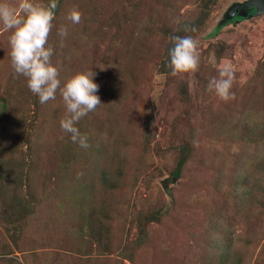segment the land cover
I'll return each instance as SVG.
<instances>
[{
	"label": "rangeland",
	"instance_id": "374dc122",
	"mask_svg": "<svg viewBox=\"0 0 264 264\" xmlns=\"http://www.w3.org/2000/svg\"><path fill=\"white\" fill-rule=\"evenodd\" d=\"M148 1L97 0L91 14L78 7L75 25L66 18L74 6L55 15L48 43L62 84L92 69L100 86L102 104L77 127L92 126L102 150L81 172L66 170L73 145L60 127L67 113L59 91L40 103L12 69L10 32L0 24V264H203L213 251L220 264L223 246L224 264L255 263L264 234V12L232 21L230 7L245 0H193L148 27ZM174 35L198 41L197 72L171 75ZM223 64L235 69L228 102L207 87ZM126 158L125 172L105 180L103 166ZM63 172L82 190L93 184L81 197L85 216L95 218L90 242L73 231L75 210L54 199L55 187L68 192ZM104 207L111 236L97 212Z\"/></svg>",
	"mask_w": 264,
	"mask_h": 264
},
{
	"label": "clouds",
	"instance_id": "9594fccd",
	"mask_svg": "<svg viewBox=\"0 0 264 264\" xmlns=\"http://www.w3.org/2000/svg\"><path fill=\"white\" fill-rule=\"evenodd\" d=\"M57 7L58 0H49L47 4L38 0H19L17 4L0 0V24L10 32L9 55L14 72L26 78L28 88L39 97L41 104L55 100L59 91L67 113L60 127L70 134L73 143L87 149L89 136L82 133L77 124L102 104L98 95L100 86L94 81L96 73L92 69L77 72L62 84L60 68L52 63L54 48L48 43ZM66 18L74 25L79 24L83 13L74 6ZM58 34L66 37L67 27L61 26ZM169 39L172 44L169 49L171 75L197 72L200 67L198 41L190 35H174ZM234 83L235 69L231 64H223L218 69V77H213L207 87L228 102L235 99Z\"/></svg>",
	"mask_w": 264,
	"mask_h": 264
},
{
	"label": "trees",
	"instance_id": "16d2710c",
	"mask_svg": "<svg viewBox=\"0 0 264 264\" xmlns=\"http://www.w3.org/2000/svg\"><path fill=\"white\" fill-rule=\"evenodd\" d=\"M43 1L45 2V4H47L49 2V0H43ZM95 1H97V0H58V7L55 10V13L57 15H60L61 10L64 8V6L66 4L72 5L75 7H80L82 5H86L87 8L88 7L93 8L94 7L93 3ZM187 1L192 2L193 0H152L151 3L148 1L147 4L151 6V11L148 13V20H147L148 24H147V26L151 27L153 22L159 17H161V19H165L168 21V19L170 18V15L173 14L175 11L174 9H177L178 4H183ZM203 3L208 4L206 1ZM94 9L96 10L97 7L95 6ZM64 11L65 10H62V12H64ZM252 11H251V13H252ZM86 12L88 14H91V9L88 8ZM234 17L235 18L237 17V19H239V20L243 19V17H240V16H234ZM220 28L221 27H218L217 29H215L213 33H217ZM4 105H6V103H4ZM80 131L82 133L88 134L90 147L87 149L80 148L78 146V144L73 143L71 140L69 142V145L70 146L73 145L72 151L68 157H65V162H68V165H66V170L73 169L75 166L79 169V171L80 170L82 171L81 168H84L86 165L87 166L89 165L92 167L94 164L97 163L96 155L98 154L100 156V153L102 150L101 149L102 144H100V143H101L102 139L98 136V134H95L92 126H89L86 124L85 130L80 129ZM35 138L38 140L37 142L39 143V140H40L39 134H37ZM105 153L106 152H102L103 155ZM106 155H107V153H106ZM109 157L110 156H108L106 158V160H109ZM185 160H186L185 156L184 155L181 156L178 159L177 164L175 165L174 169L171 170V173H172V175H174L175 178H177L178 175H180V172H181L182 166L185 163ZM37 161H39L38 157H37ZM129 162H130V160L126 158L125 162H123L122 165H120V167L112 168V169H110V168L113 165V160H110L109 162H107L103 166V169H102V171L104 170V179L107 180L109 178V177H107L108 176L107 174H109L110 176H113V177H119L120 174L122 175V173L125 172L124 167H122V166L123 165L126 166L127 164H130ZM109 163L112 165H109ZM142 164L132 165L131 168H133V166H135V167L141 166ZM65 176H66V173H64V176L62 178V183H60V181H59V185L62 184L64 186V188H66L68 190V192L67 193L63 192L64 194L63 193L61 194L59 188L55 187L57 189V191L55 192V198L54 199L56 200V199H60L61 197H63V200H65L69 203L70 209L75 210V211H73L74 216L72 217V219H73V231L76 233V235H79L82 238L88 237L89 242H90V240L93 239V237H92V225L95 222V218L93 217L94 215H92V214L90 216L89 215L85 216V210L83 208L84 204H85L84 203L85 200L81 199V197L84 196L85 191L89 192L93 189V184H91L92 186H90V184L88 183L89 187L85 190H82L81 189L82 185H78L76 182H73L71 180V178L66 179ZM78 182H82V181L78 180ZM107 189H109L108 186L104 185V190H107ZM78 202H82V204L78 203ZM90 210H92V209H90ZM97 212L99 213L98 216L106 219L105 221H107L109 219L108 207L101 208ZM259 217L260 216H257V218L254 217V219L256 220ZM107 223L110 225L108 232L110 233L109 236H111L112 232L113 233L115 232V228H114V225L112 222L107 221ZM139 228H140V233L143 237H145V238L150 237V228L148 226V223L144 222V224L140 225ZM257 236H258V239L256 241L257 242L256 245H258L259 242H261L262 240L263 241L260 245L258 253L256 254L254 264H258L260 262L264 263V234L262 232L258 231ZM231 240H232V238H231ZM96 242L98 244H100V239L96 238ZM227 243L230 244L229 242H227ZM227 252H230V246L229 247L223 246L222 253L220 254V260H219L220 264H224V261L228 255ZM214 253H216V251H213L207 258L203 259V261H202L203 264H213ZM2 260H4V259H2ZM246 263L248 264L249 260H247ZM233 264H238V263L234 262Z\"/></svg>",
	"mask_w": 264,
	"mask_h": 264
},
{
	"label": "water",
	"instance_id": "95a60500",
	"mask_svg": "<svg viewBox=\"0 0 264 264\" xmlns=\"http://www.w3.org/2000/svg\"><path fill=\"white\" fill-rule=\"evenodd\" d=\"M254 10L252 13L251 11ZM264 12V0H245L240 3L232 5L228 11V18L232 19L234 16L249 17L251 15H258ZM175 180L176 178L170 177Z\"/></svg>",
	"mask_w": 264,
	"mask_h": 264
},
{
	"label": "flooded vegetation",
	"instance_id": "af4514ba",
	"mask_svg": "<svg viewBox=\"0 0 264 264\" xmlns=\"http://www.w3.org/2000/svg\"><path fill=\"white\" fill-rule=\"evenodd\" d=\"M253 11H254V10H253ZM253 11H252V12H253ZM231 20H232V21H235V20H239V19H237V17H236V18L234 17V18L231 19Z\"/></svg>",
	"mask_w": 264,
	"mask_h": 264
}]
</instances>
